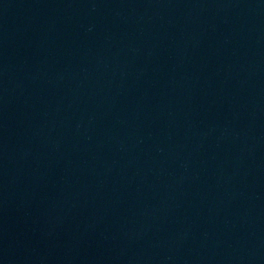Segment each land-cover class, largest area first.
<instances>
[{
    "label": "water",
    "instance_id": "obj_1",
    "mask_svg": "<svg viewBox=\"0 0 264 264\" xmlns=\"http://www.w3.org/2000/svg\"><path fill=\"white\" fill-rule=\"evenodd\" d=\"M0 264H264V0H0Z\"/></svg>",
    "mask_w": 264,
    "mask_h": 264
}]
</instances>
